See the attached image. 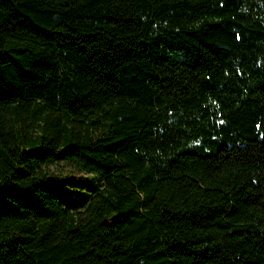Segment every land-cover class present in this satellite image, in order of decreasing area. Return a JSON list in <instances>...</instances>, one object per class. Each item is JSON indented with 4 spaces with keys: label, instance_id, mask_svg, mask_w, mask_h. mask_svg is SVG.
<instances>
[{
    "label": "trees",
    "instance_id": "obj_1",
    "mask_svg": "<svg viewBox=\"0 0 264 264\" xmlns=\"http://www.w3.org/2000/svg\"><path fill=\"white\" fill-rule=\"evenodd\" d=\"M0 264H264V0H0Z\"/></svg>",
    "mask_w": 264,
    "mask_h": 264
},
{
    "label": "rangeland",
    "instance_id": "obj_2",
    "mask_svg": "<svg viewBox=\"0 0 264 264\" xmlns=\"http://www.w3.org/2000/svg\"><path fill=\"white\" fill-rule=\"evenodd\" d=\"M51 167L52 168H58V169L62 167L63 169L68 170L71 168V165L68 163H65V164L62 163L61 165L52 164Z\"/></svg>",
    "mask_w": 264,
    "mask_h": 264
}]
</instances>
